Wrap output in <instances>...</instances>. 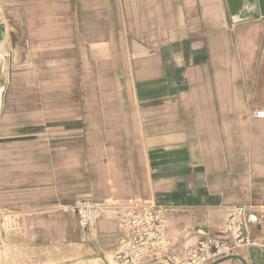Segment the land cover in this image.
<instances>
[{
	"label": "crops",
	"instance_id": "obj_1",
	"mask_svg": "<svg viewBox=\"0 0 264 264\" xmlns=\"http://www.w3.org/2000/svg\"><path fill=\"white\" fill-rule=\"evenodd\" d=\"M12 16L33 50L19 54ZM264 17L227 0H0V264H115L120 230L67 207L166 208L171 251L223 236L247 208L258 243L212 264H264Z\"/></svg>",
	"mask_w": 264,
	"mask_h": 264
},
{
	"label": "built area",
	"instance_id": "obj_2",
	"mask_svg": "<svg viewBox=\"0 0 264 264\" xmlns=\"http://www.w3.org/2000/svg\"><path fill=\"white\" fill-rule=\"evenodd\" d=\"M253 117L264 119V110L254 111ZM67 211L78 217L82 233L93 229L105 215L117 220L120 230L114 250L117 264H212L236 254L240 248L258 243L243 231L247 208L242 205L225 207L223 236L201 239L188 249L186 256L170 250L166 208L155 201L143 203L128 198L118 202H98L80 198L69 205Z\"/></svg>",
	"mask_w": 264,
	"mask_h": 264
},
{
	"label": "water",
	"instance_id": "obj_3",
	"mask_svg": "<svg viewBox=\"0 0 264 264\" xmlns=\"http://www.w3.org/2000/svg\"><path fill=\"white\" fill-rule=\"evenodd\" d=\"M233 23L250 20L254 14L264 17V0H227Z\"/></svg>",
	"mask_w": 264,
	"mask_h": 264
},
{
	"label": "rangeland",
	"instance_id": "obj_4",
	"mask_svg": "<svg viewBox=\"0 0 264 264\" xmlns=\"http://www.w3.org/2000/svg\"><path fill=\"white\" fill-rule=\"evenodd\" d=\"M26 15L22 12H19L15 14V16L11 14L10 11V23L12 24V21L16 22V29L11 31L13 42L15 44L14 48L15 50H20L19 54L22 55L26 51H28V44H30V49L33 50V42L29 38V31L26 29ZM26 50V51H25ZM115 264H117L115 262Z\"/></svg>",
	"mask_w": 264,
	"mask_h": 264
}]
</instances>
